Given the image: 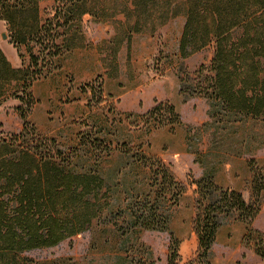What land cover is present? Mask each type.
Instances as JSON below:
<instances>
[{"label":"rangeland","instance_id":"obj_1","mask_svg":"<svg viewBox=\"0 0 264 264\" xmlns=\"http://www.w3.org/2000/svg\"><path fill=\"white\" fill-rule=\"evenodd\" d=\"M143 2L148 7L141 10L132 0H86L74 7L72 12L75 14L85 7L91 13L85 9L78 15L79 19L68 21L65 26L61 25L65 23V7L61 2L38 0L37 14L41 28L27 44H13L0 18V51L4 58L14 68L28 69L29 66L30 70L36 71L24 85L21 80L0 82V138L20 129L21 120L13 105L17 102L15 97L25 99L29 92L28 95L35 100L25 111L26 119L34 128L32 134L28 131L29 137L40 140V143L44 136L53 137L66 153L68 167L73 170L95 168L108 185V207L113 214L110 216L118 222L123 221L122 217L127 214L132 191L142 189L151 194L156 189L150 183L149 165L132 161L135 155L160 158L184 184L183 192L192 194L191 200L184 194L179 202L180 207L176 208L178 202L171 206V210L175 209L173 215L176 219L181 216L183 221L186 220L185 209L188 205L192 204L193 216L195 212V193L190 188L191 185L195 188L191 180L194 177L187 168L189 154L194 161L199 160L210 168L218 167L224 161H234L239 173L230 178L239 176L241 180V169L244 172L246 167L248 177L245 184L249 189V199H252L250 180L255 173L260 208V203H264V116L220 115L213 120L207 114L208 104L201 96L187 98H196L192 102L196 118L205 114L202 121L196 124L181 121L179 116L178 122L170 121L166 112L150 117L145 111L154 103L142 112L118 111L110 102L100 104L104 99L101 96L100 74L77 82L68 69L60 67L61 59L65 58L64 51L84 43L87 47H93L92 41L102 35L103 26L106 25L107 31L112 33L108 37L111 47L127 36V32L129 35L130 54L127 53L124 70L120 71L125 83L134 81L133 74L137 78L149 79V86L141 92L144 101H149L152 93L160 91L162 84L173 94L178 93L181 100L179 79L194 83V70L200 63H208L212 47L206 44L186 55L178 52V39L184 21L181 11L184 0ZM164 2H167L165 8L168 11L165 13L164 10L166 16L160 17L158 7ZM65 37L71 46L55 54ZM105 44L103 39L95 42L98 48ZM130 95L133 97V92ZM81 96L86 106L84 108L88 110L86 113L79 106L81 100L77 102ZM153 100L156 102L155 98ZM164 101L171 104L167 99ZM177 175H184V179ZM166 204L167 201L160 204L158 209L165 211ZM108 207L103 208L100 216L93 218L87 228L53 245L24 250L10 260L17 264H166V230L131 228L121 234L111 221L106 220L109 217L106 216ZM226 218L236 219L234 215H220V221ZM255 224L264 227V210L256 217ZM174 238L177 240V237ZM247 248L252 251L250 247ZM196 252L194 256L179 261L176 248L175 260L178 264L190 261L191 264L209 263L210 255L208 263L197 262ZM258 257L253 261L249 258V264H264V257ZM239 262L240 259H235L233 264Z\"/></svg>","mask_w":264,"mask_h":264},{"label":"trees","instance_id":"obj_2","mask_svg":"<svg viewBox=\"0 0 264 264\" xmlns=\"http://www.w3.org/2000/svg\"><path fill=\"white\" fill-rule=\"evenodd\" d=\"M37 1L0 0V18L13 44H27L41 28ZM56 1L65 7V23L61 25L67 26L68 21L79 19L78 15L85 9L91 13L85 7L75 14L72 12L86 0ZM166 3L158 7L160 17L166 16ZM134 4L141 10L148 7L143 0ZM181 8L184 21L178 52L186 55L206 44L212 47L208 63H200L195 68L194 83L179 79L181 100L203 97L212 119L220 115L264 116V0H184ZM125 35L128 40V32ZM69 46L71 43L65 37L55 54ZM112 51L114 53L115 48ZM28 69L12 67L0 51V82L21 80L24 85L36 72ZM28 94L25 99L15 97L17 102L13 105L21 120L20 129L0 138V264H17L10 260L15 254L53 245L87 228L109 205L108 185L95 168L73 170L68 167L66 153L53 137L44 136L42 143L29 137L28 131L32 134L34 128L26 119L25 111L35 100ZM162 112L168 113L170 121L178 122L177 112L164 100L154 102L145 111L150 117L161 116ZM131 160L149 165L150 183L156 189L151 194L142 189L132 191V201L128 203L123 221L111 217L109 207L106 220L121 234L131 228L167 231L171 206L178 202L184 184L155 155H135ZM191 180L195 183L192 229L197 239L196 261L208 263L210 244L221 214L234 215L241 220L244 223L241 242L264 257V231L251 224L259 210L255 173L250 180L252 199L249 200L243 199L234 188L214 183L210 173ZM165 201L166 210H159V205ZM168 234L166 264H178L175 260L177 240Z\"/></svg>","mask_w":264,"mask_h":264},{"label":"crops","instance_id":"obj_3","mask_svg":"<svg viewBox=\"0 0 264 264\" xmlns=\"http://www.w3.org/2000/svg\"><path fill=\"white\" fill-rule=\"evenodd\" d=\"M103 28L104 32L102 35L98 39L92 41L93 47H87L84 43L80 46H73L64 51L63 54L65 58L61 59L59 63L60 67L68 69L73 74L74 80L77 79V82L85 78L90 79L94 75L100 74V88L102 89L101 96L104 98L101 100L100 104L110 102L115 110L142 112L154 103L153 98H155L156 101L167 99L174 106L181 121L189 124H196L202 121L205 116L204 113L199 118H196L193 113L195 108H193L192 102L193 100H196V98L191 97L183 103V101L180 100L178 93L175 92L173 94L167 90L163 84L160 87V91L150 95L149 101H144L141 97V92L144 87L149 86V79H146L145 77L137 78L134 77L135 75L133 74L134 81L130 84H126L124 81L125 79H122V75L120 74V71L124 70V61L127 53L130 54V40L128 39L126 41V37L120 38L118 42L111 47L109 45L110 42L108 41V37L112 33L109 30L107 31L106 25L103 26ZM101 39H103L106 44L104 47L98 48L96 47L95 42ZM114 48L115 51L113 53L112 50ZM130 92H133V97L130 95ZM83 100L84 99L81 96L77 102L79 103L80 101L79 106L84 109V113H86L88 110L84 108L85 105H83ZM188 104H190V107H187ZM188 156L189 164L187 168H190L189 170L192 177L198 178L204 173H210L212 180L217 185L239 190L245 200L250 198L248 186L245 184V180H247L246 177H248V169H246V167H244V172L241 169V177L243 180H240L239 176L236 178H230L231 175L237 174V172L239 173L234 166V161H224L218 167L212 166L210 168L199 160L194 161L191 154ZM214 167H216V169H214ZM177 176L180 179H184V175ZM190 188L193 190V185H191ZM184 194L187 195L189 200L192 199V194L187 193V191L183 192L178 199V205L176 208L180 207L179 202ZM263 206L264 203L262 201L258 213L254 216L251 222L253 226L262 230H264V227L255 224V220L258 214L264 210ZM174 211L175 209H170L167 232L177 237V253L179 254V261H182L190 256H194L197 248V239L191 224L193 207L192 204L186 207L185 221H183L184 219L181 216L178 217V219L174 218ZM243 230L244 223L242 221L234 218L221 219L214 232V239L210 244V259L208 264H233L235 259H240L238 264H249V258L252 259L251 261L259 258L249 248L244 247L241 244L240 237ZM167 239H169L168 233Z\"/></svg>","mask_w":264,"mask_h":264},{"label":"water","instance_id":"obj_4","mask_svg":"<svg viewBox=\"0 0 264 264\" xmlns=\"http://www.w3.org/2000/svg\"><path fill=\"white\" fill-rule=\"evenodd\" d=\"M2 36L4 37V36H5V34H4V33H2Z\"/></svg>","mask_w":264,"mask_h":264}]
</instances>
